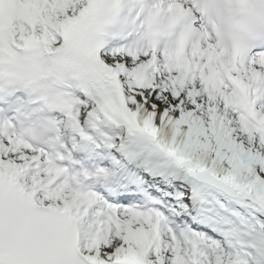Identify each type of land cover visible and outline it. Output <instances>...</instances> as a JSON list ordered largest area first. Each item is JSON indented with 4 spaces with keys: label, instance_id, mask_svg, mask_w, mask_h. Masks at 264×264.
Here are the masks:
<instances>
[{
    "label": "snow or ice",
    "instance_id": "snow-or-ice-1",
    "mask_svg": "<svg viewBox=\"0 0 264 264\" xmlns=\"http://www.w3.org/2000/svg\"><path fill=\"white\" fill-rule=\"evenodd\" d=\"M0 264H264V0H0Z\"/></svg>",
    "mask_w": 264,
    "mask_h": 264
}]
</instances>
